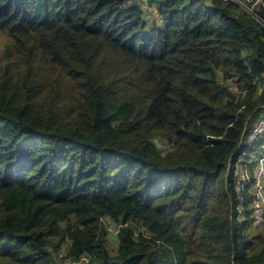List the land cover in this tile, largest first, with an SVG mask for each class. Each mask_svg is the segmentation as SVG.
I'll use <instances>...</instances> for the list:
<instances>
[{"label": "trees", "instance_id": "trees-1", "mask_svg": "<svg viewBox=\"0 0 264 264\" xmlns=\"http://www.w3.org/2000/svg\"><path fill=\"white\" fill-rule=\"evenodd\" d=\"M0 33V264H264L235 174L263 145L253 15L0 0Z\"/></svg>", "mask_w": 264, "mask_h": 264}, {"label": "built area", "instance_id": "built-area-1", "mask_svg": "<svg viewBox=\"0 0 264 264\" xmlns=\"http://www.w3.org/2000/svg\"><path fill=\"white\" fill-rule=\"evenodd\" d=\"M231 1L238 4L243 11L253 15L259 23L264 27V19L259 15V10L262 8L264 11V0H221ZM263 82L260 90H264V72L262 73ZM264 132V112L261 113L255 120L247 142L249 145L258 139V136ZM256 159V160H255ZM255 161L251 167L243 166L235 171V174L241 180V189L246 185V192L251 196V208L253 209V215L255 221H262L263 219V203H264V150L255 157ZM244 188V189H245ZM257 225L261 222H255ZM110 229L111 227L108 226ZM111 232H114L111 228Z\"/></svg>", "mask_w": 264, "mask_h": 264}, {"label": "rangeland", "instance_id": "rangeland-1", "mask_svg": "<svg viewBox=\"0 0 264 264\" xmlns=\"http://www.w3.org/2000/svg\"><path fill=\"white\" fill-rule=\"evenodd\" d=\"M3 42H4V36L2 35V33H0V49L2 48V46H3ZM258 139H261L262 140V146L258 149V150H256V151H252L251 153H249L248 154V160L251 162L252 160H254V158L256 157V154L258 153V151H260V150H264V132L262 133V134H260L259 136H258ZM256 160V159H255ZM254 160V161H255ZM256 220V219H255ZM255 222H257V221H255ZM258 222H261V220L260 221H258ZM257 222V223H258ZM253 226V225H252ZM253 231L254 232H262V231H264V227H262L260 224L259 225H257L255 228L253 227Z\"/></svg>", "mask_w": 264, "mask_h": 264}, {"label": "water", "instance_id": "water-1", "mask_svg": "<svg viewBox=\"0 0 264 264\" xmlns=\"http://www.w3.org/2000/svg\"><path fill=\"white\" fill-rule=\"evenodd\" d=\"M245 134H246V132L244 131L243 133H242V135H241V138H240V142L242 143V141H243V139H244V137H245Z\"/></svg>", "mask_w": 264, "mask_h": 264}, {"label": "clouds", "instance_id": "clouds-1", "mask_svg": "<svg viewBox=\"0 0 264 264\" xmlns=\"http://www.w3.org/2000/svg\"><path fill=\"white\" fill-rule=\"evenodd\" d=\"M263 113V112H262Z\"/></svg>", "mask_w": 264, "mask_h": 264}]
</instances>
